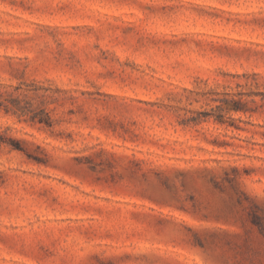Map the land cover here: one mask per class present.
<instances>
[{
	"label": "clouds",
	"instance_id": "1",
	"mask_svg": "<svg viewBox=\"0 0 264 264\" xmlns=\"http://www.w3.org/2000/svg\"><path fill=\"white\" fill-rule=\"evenodd\" d=\"M0 264H264V0H0Z\"/></svg>",
	"mask_w": 264,
	"mask_h": 264
},
{
	"label": "rangeland",
	"instance_id": "2",
	"mask_svg": "<svg viewBox=\"0 0 264 264\" xmlns=\"http://www.w3.org/2000/svg\"><path fill=\"white\" fill-rule=\"evenodd\" d=\"M252 223H254V224H259L260 221H259L255 216H253V217H252Z\"/></svg>",
	"mask_w": 264,
	"mask_h": 264
}]
</instances>
